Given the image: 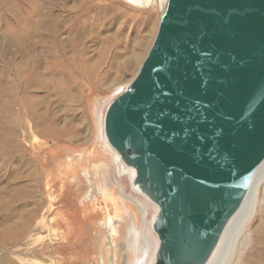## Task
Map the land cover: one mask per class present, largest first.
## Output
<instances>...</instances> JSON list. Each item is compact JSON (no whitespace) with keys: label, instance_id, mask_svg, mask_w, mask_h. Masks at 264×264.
<instances>
[{"label":"water","instance_id":"water-1","mask_svg":"<svg viewBox=\"0 0 264 264\" xmlns=\"http://www.w3.org/2000/svg\"><path fill=\"white\" fill-rule=\"evenodd\" d=\"M103 129L157 207L153 264H206L264 162V0H167Z\"/></svg>","mask_w":264,"mask_h":264},{"label":"rangeland","instance_id":"rangeland-1","mask_svg":"<svg viewBox=\"0 0 264 264\" xmlns=\"http://www.w3.org/2000/svg\"><path fill=\"white\" fill-rule=\"evenodd\" d=\"M24 1L0 0V264H101V258L105 264H139L144 241L153 246L155 238L158 247L150 228L154 215L151 202L142 199L144 215L128 204L121 218L113 219L117 235L111 245L106 210L92 174L93 168L99 166V172L106 170L111 182L112 158L100 148L99 119L103 115L104 120L108 105L116 98L107 101L114 89L119 85L127 87L137 75L167 0L164 4L152 0L151 5L143 7L129 0H90L83 11L90 10V16L95 17L93 25L85 22L89 16L71 18V29L60 27L51 45L45 43L33 51L26 48V57L32 62L25 63V78L34 81L29 72L36 71L43 83L41 88H29V97L36 100L29 108L24 109L22 104L14 107L21 113L12 118V124L5 103L9 99L8 62L13 58L6 40L10 30L18 26L16 14L22 12ZM75 4L67 2L66 14ZM123 39H127V46L136 48L145 39L131 64L129 51H122L124 46L119 56L113 55L116 44ZM19 59L20 56L16 60ZM58 79L68 83V94L59 90ZM12 125L18 127L16 135L7 130ZM8 143L24 146L9 160ZM31 145L34 147L30 151ZM22 155L31 164L32 177L31 170L18 163L17 157ZM90 158L93 163L88 162ZM70 166L72 171L68 172ZM128 174L129 171L119 176L126 185L124 189L130 188ZM54 181L58 183L50 188ZM259 186L256 193L261 201L264 179ZM244 212L246 215L242 214L240 223L228 234L216 264L233 263L254 214L248 208ZM12 233L16 240L10 239Z\"/></svg>","mask_w":264,"mask_h":264},{"label":"bare ground","instance_id":"bare-ground-1","mask_svg":"<svg viewBox=\"0 0 264 264\" xmlns=\"http://www.w3.org/2000/svg\"><path fill=\"white\" fill-rule=\"evenodd\" d=\"M62 1L63 3L57 2L56 0H25L22 6V12L16 14V16H18L20 19L18 26H14V28L10 30V34L7 36V40H6L8 43L7 46H9V50L13 59L10 62H8L9 63L7 69L8 87H7L6 96L9 99L5 103V105L7 106L8 114L10 116V119L12 120V124H13L12 118H14V116L21 113V109H14V107L18 106L19 104L20 105L22 104L24 106V109L26 107L29 108L31 102L33 104L36 101L35 99L33 100L32 97H29L28 95L29 88L30 87L31 88L33 87L35 89L41 88L43 83L42 81H39L37 76L38 74L36 73V71L29 72L32 73V76L35 78L34 81L32 79L31 80L29 79L27 81L25 78L26 77L25 75L27 73L24 67L25 63L27 60L32 62L31 59H27L26 57L28 56L25 52L26 48L29 47L30 49H32L31 51H33L37 49V46L39 47L42 44L46 43L51 45L54 41L57 40L59 36L58 29L60 27L66 31H69L71 29L70 28L71 26L69 27V22L71 23L72 21L71 18L80 19L89 16V18H86L85 21L87 22L86 24L87 25L94 24L93 19L95 17L90 16L89 14L90 10L83 11V7L85 3H87L90 0H78V1L62 0ZM71 1H73V4H75L74 3L75 1L78 3L75 5H71L72 7L69 9L68 14H66L67 10H65V6L67 2H71ZM160 1L164 4L166 0H160ZM129 2L137 7L149 6L152 4V0H129ZM126 40L127 39L118 41V44H116L114 49L111 46L114 52L112 53L114 56L116 54V57L119 56L118 55L120 53L119 49H122V47L124 46L125 49L124 50L122 49V51L123 52L127 51L126 53H128L129 51L130 60L128 64H131L132 60H135L137 57L136 51L140 46L143 45L145 39L141 40V42L138 43L137 48L136 46H132V47L127 46ZM19 56H20L19 60L21 61H17ZM101 77H104V75H101ZM57 83L60 85L58 86L59 90L62 91L63 94H68V89H69L68 83L63 81L62 79H58ZM125 88L126 85H119L118 87H116L107 101L110 102L111 100H113L119 94L124 92ZM8 106L10 110L8 109ZM17 128L18 127L13 128L12 125L7 130L8 132L14 133V135H16L18 132ZM99 129H100L99 131H100V141H101L100 148L103 152L111 154L112 160L108 162L109 164H111L112 167L111 175H113V177L110 182L106 177L107 175L106 170H101L99 172V166H95L93 168L92 178L94 180L95 188L99 192L100 194L99 196L101 197L104 203V210H106V216H107L105 225L106 228L108 229V233H109L108 237L110 239L108 243L112 245L114 244V238L117 235V231L114 226L113 219L114 218L120 219L121 215L128 210V206H129L128 204H131L132 206L137 208L144 215L146 213V209L144 206L145 204L142 203V199H144L145 202L149 204L150 202L143 194L139 192V190L136 187L133 186L132 182L135 175L134 170L132 168H128L124 166L118 154L108 145L104 135L103 115H101L99 119ZM27 135H29L30 138L31 134L28 133ZM24 138H26V136H24ZM9 145H11L10 147L11 149L9 151L8 160L12 158L11 155H13L12 154L13 152H19V150L23 149L24 147L23 145L22 147L19 144H14V143H10ZM33 147L34 145L33 146L31 145L29 150L31 151ZM17 160L21 168L22 167H27V169L31 168V164L27 160L26 156L23 155L18 156ZM88 162L93 163L94 159L90 158ZM102 162L105 163L104 158H102ZM70 171H72L71 166L69 167L68 172ZM128 171H129L128 175H129L130 188L124 189L126 185L119 178V176L122 174L124 175V173ZM29 174L31 177L34 175L32 170L30 171ZM261 179L262 180L264 179V162L260 165L254 176L252 184L242 203L243 205H241L240 209L237 211V213L233 216V218L226 226L217 247L215 248L214 252L212 253L210 259L207 261L206 264L217 263L220 254L222 252L223 244L228 234L230 233L231 230H233L236 227V225L240 223L238 222V220L243 218L242 214L246 215V212H244L246 208L250 210V213L253 210L254 214L251 217L249 226H247V230H248L247 237H244L238 244L236 255L232 264H264V200L261 201L257 200L258 197L256 193V189L259 186V181ZM64 181H61L63 185H64ZM57 183H58L57 181H54L50 188H54V186ZM57 202H59V200ZM150 208L154 211V215H155L157 211V207L154 204H152ZM111 211L113 212V215H111L110 213ZM154 215L150 221V228L152 227ZM94 216L95 215L92 214V217ZM66 222H68V220ZM151 232L153 233L152 228H151ZM11 235H10L11 237L10 239L12 240L15 235L13 233ZM14 240L16 239L14 238ZM60 244L65 245V243H60ZM156 248H157V241L155 242V238H154L153 246L152 245L150 246V243L144 241V249H142V257L140 258L138 263L153 264ZM101 264H105L102 258H101Z\"/></svg>","mask_w":264,"mask_h":264}]
</instances>
